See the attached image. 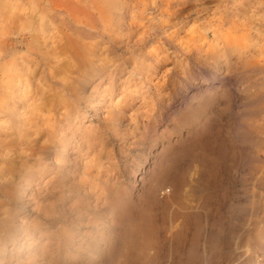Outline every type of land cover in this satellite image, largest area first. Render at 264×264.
Returning <instances> with one entry per match:
<instances>
[{
    "label": "rangeland",
    "instance_id": "374dc122",
    "mask_svg": "<svg viewBox=\"0 0 264 264\" xmlns=\"http://www.w3.org/2000/svg\"><path fill=\"white\" fill-rule=\"evenodd\" d=\"M109 1L0 11V264H264V8Z\"/></svg>",
    "mask_w": 264,
    "mask_h": 264
},
{
    "label": "bare ground",
    "instance_id": "6f19581e",
    "mask_svg": "<svg viewBox=\"0 0 264 264\" xmlns=\"http://www.w3.org/2000/svg\"><path fill=\"white\" fill-rule=\"evenodd\" d=\"M261 10L264 8V0H253ZM0 0V11L4 18L16 23L22 17H27L29 14L39 16L40 18L49 16L54 24L60 27H65L71 33H61L60 48L63 53L72 54L75 50L81 52L90 49V46L74 39L80 37L90 30L104 28L112 13V1L106 0H35L34 8L30 13H27V8L19 9L12 7L11 10ZM110 24V23H109ZM89 30V31H87ZM92 33V32H91ZM84 54V53H83ZM79 56V52L77 53ZM28 188L30 185L28 184Z\"/></svg>",
    "mask_w": 264,
    "mask_h": 264
}]
</instances>
